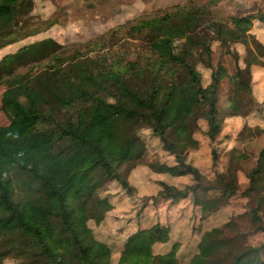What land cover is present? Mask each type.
Masks as SVG:
<instances>
[{
	"label": "trees",
	"instance_id": "obj_1",
	"mask_svg": "<svg viewBox=\"0 0 264 264\" xmlns=\"http://www.w3.org/2000/svg\"><path fill=\"white\" fill-rule=\"evenodd\" d=\"M220 1L210 0L209 8L190 2L132 23L126 34L139 45L122 54L108 49L94 57L78 50L72 55L44 39L0 59V83L6 86L1 99L14 113L0 126V264L7 259L16 264H111L110 247L88 224L99 226L113 209L100 192L115 182L132 195V173L153 167L147 164L151 154L143 130L174 159L172 165L160 164L157 174L190 179L178 186L157 180L159 201L168 202V208L187 203L200 220L227 205L238 191L237 149L229 152L228 181L219 173L209 179L186 157L198 148L193 137L198 121L205 122L206 137L213 142L225 119L256 110L251 68L263 65L264 46L250 31L254 22L264 25V10L223 22L211 11ZM32 2L0 0V50L38 31L29 26ZM213 40L229 54L231 44L246 50L243 68L234 54L231 114L217 108L221 80L212 70ZM199 64L211 71L206 86ZM261 134L263 145L244 173L242 193L258 194L257 209H264V128ZM211 156L214 162L213 150ZM180 215L187 217L186 210ZM170 219L127 235L115 264H179L180 242L172 238ZM258 232L264 233V223L248 233H231L222 225L202 232L187 264H264V242L249 243ZM155 247L166 249L156 254Z\"/></svg>",
	"mask_w": 264,
	"mask_h": 264
},
{
	"label": "rangeland",
	"instance_id": "obj_2",
	"mask_svg": "<svg viewBox=\"0 0 264 264\" xmlns=\"http://www.w3.org/2000/svg\"><path fill=\"white\" fill-rule=\"evenodd\" d=\"M190 2L210 7V0H33L32 9L28 13L29 26L30 29L33 26L38 28V31L1 49L0 59L3 56L15 54L24 46L44 39L54 40L67 48L72 55L78 50L80 55L94 57L96 53H102L108 49L113 53L122 54L126 52V49L129 51L139 45L136 41L130 40L126 34L127 28L132 23L160 15L174 6ZM257 10H264V0H221L211 6L215 18L223 22H227L232 16L247 15ZM119 27L124 29L116 35L110 33ZM206 34L210 36L209 30ZM250 34L264 46L263 24L254 22ZM104 44L105 48H103ZM211 46L212 70L218 73L221 80L217 108L220 113L231 114L235 112L229 85V77L235 71L234 54L236 52L239 58L238 65L243 68V61L247 57L246 50L241 44H231L230 49L233 54L231 56L216 40H213ZM197 70L202 77V86H206L210 81L211 71L200 64ZM250 87L257 104L255 111L244 118L225 119L224 123L219 125L213 142L206 137L207 127L202 120L198 121L199 130L193 134L199 145L196 150L188 151L186 160L194 163L198 170L209 179L213 178L215 173L221 174L225 181L231 179L232 175L228 173L229 152L231 148L237 149L238 168L234 171L238 191L229 199L227 205L203 220H200L197 210L187 206V203L168 208V202L158 200L157 180L164 177L177 184L178 182L189 184L190 179L174 178L172 180V177L167 174L158 175L157 173L162 170L160 164H173L174 159L162 151L161 144L150 131L143 130L140 133L147 152L151 154L148 156L147 164L153 167L151 170L145 167L132 173L131 183L136 189L132 195L123 193L115 182L109 185L107 190L100 192L99 196L107 197L113 209L106 214L99 226H94L93 222L88 224L95 237L110 247L111 264L116 263L127 235L136 228H146L157 220L164 222L168 216H171L167 222H170L173 228L172 238L180 242L177 253L179 264H187L197 252L196 245L202 232L222 225L224 230L231 233L236 231L248 233L264 223V209L255 207L258 194L250 193V195L246 194V197L242 195L247 185L244 173L254 165L256 154L263 145L261 130L264 128V63L262 66L251 68ZM5 88L6 86L0 83V126H6L14 114L13 109L2 102L1 94ZM244 126L246 128L240 137ZM212 150L215 152L214 162H212ZM183 209L186 210L187 217L180 215ZM174 223H180V225L176 228ZM263 242L264 233L259 232L249 240L252 246H258ZM165 249L166 247H155L154 253H162ZM3 264H16V262L7 259Z\"/></svg>",
	"mask_w": 264,
	"mask_h": 264
},
{
	"label": "crops",
	"instance_id": "obj_3",
	"mask_svg": "<svg viewBox=\"0 0 264 264\" xmlns=\"http://www.w3.org/2000/svg\"><path fill=\"white\" fill-rule=\"evenodd\" d=\"M173 164H174V163H173ZM170 165H172V164H170ZM193 165L198 169V167H197L194 163H193ZM174 178H176V179H179V178H180V179H183V178L188 179L187 177H172V180H173ZM162 179L165 180L166 182L170 183L171 185H175V186H178L179 184H183V185H184V184L187 183V182H186V183H185V182H178L179 184H177V183L171 182L170 179L167 180V179H164V177H162ZM188 182H190V180H188ZM158 221L161 222V223H164V222H162V221H160V220H158ZM164 221H165V220H164ZM154 223H155V222H154ZM151 225H152V224H151ZM151 225H150V226H151ZM148 227H149V226H148ZM146 228H147V227H146Z\"/></svg>",
	"mask_w": 264,
	"mask_h": 264
}]
</instances>
